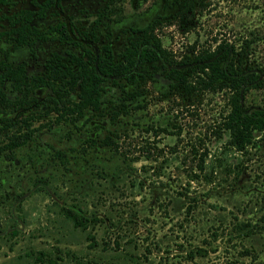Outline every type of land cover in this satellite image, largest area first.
<instances>
[{
	"label": "rangeland",
	"instance_id": "374dc122",
	"mask_svg": "<svg viewBox=\"0 0 264 264\" xmlns=\"http://www.w3.org/2000/svg\"><path fill=\"white\" fill-rule=\"evenodd\" d=\"M182 1H118L111 34L153 23L176 58L193 42L223 43L258 74L259 87L241 89L242 107L263 108L264 0H191L180 14ZM139 72L133 84L122 80L125 92L103 83L98 111L78 129L38 127L12 159L0 151V264H36L38 251L56 264H264V133L238 151L217 128L224 93L170 92L161 71ZM14 116L0 113V143ZM104 135L115 145L89 144ZM65 210L92 220L75 227Z\"/></svg>",
	"mask_w": 264,
	"mask_h": 264
},
{
	"label": "trees",
	"instance_id": "16d2710c",
	"mask_svg": "<svg viewBox=\"0 0 264 264\" xmlns=\"http://www.w3.org/2000/svg\"><path fill=\"white\" fill-rule=\"evenodd\" d=\"M180 5L178 11L180 14L193 10L191 0H184ZM151 28L147 26L144 32ZM150 41L152 48L147 45ZM195 45L193 42L189 46L190 54L176 58L161 45L156 35L152 38L145 35L144 39L131 41L122 53V59L116 62L112 61L108 48L104 55L95 56L92 49L84 50L83 57L72 55L70 61L75 63L76 69H72L70 65L64 68L55 67L41 82L54 95L51 97L53 102L49 108L43 112L34 111L32 115L20 117L17 127L6 133L1 141L0 151L12 159L13 150L25 145L38 127H50L64 121L74 124L83 116L85 110L97 111L100 106V83L104 77L123 75L127 81L133 82L135 75L130 71L131 67L141 66L145 61L157 58H161L167 64L181 66L167 72V76L175 81L172 86L174 90L193 95L221 91L226 95L228 109L220 118L217 128L219 131H226L229 144L242 151L246 145L253 143L255 133H264V107L247 111L240 102L242 88L260 86L258 74L242 69L239 65V53L233 54L223 43H217L213 48L203 46L199 48ZM16 76L24 79L22 72H18ZM24 95H27V91ZM122 113L126 112L122 110ZM48 114H51L49 121L30 128L33 121ZM112 118H115V114ZM101 145L112 146L115 143L112 137L107 135L101 140ZM53 155L62 165L67 161L60 151H54ZM199 168L201 169V166ZM64 213L75 227L85 228L92 220L75 211L65 210ZM89 239V246H92L93 238ZM34 262L56 264V258L38 251L34 256Z\"/></svg>",
	"mask_w": 264,
	"mask_h": 264
},
{
	"label": "flooded vegetation",
	"instance_id": "af4514ba",
	"mask_svg": "<svg viewBox=\"0 0 264 264\" xmlns=\"http://www.w3.org/2000/svg\"><path fill=\"white\" fill-rule=\"evenodd\" d=\"M118 1L121 0H0V113L15 112L16 116L19 115L8 119L2 125L4 128L13 125L15 129L20 117L32 115L42 105L45 106L43 111L49 108L54 95L41 82L55 67L70 65L76 69L75 63L70 61L72 55L83 57L86 49H92L95 56L104 55L108 48L112 61L116 62L122 59V53L131 41L144 39L145 35L148 38L156 35L153 23H146L144 27L132 24L120 26L115 34H111L109 26L121 21V17H112L113 10L120 8ZM147 26L152 28L144 32ZM147 45L153 47L151 41ZM146 64L153 71H161L168 90L175 91L172 87L175 81L167 76V72L181 66L167 64L161 58L147 60L141 66L133 65L130 69L135 75L133 82L127 81L123 75L104 77L100 88L108 82L125 92L122 80L127 84L135 83L141 76L139 69H143ZM18 72H22L24 79L16 76ZM40 90H46L45 94L40 98L35 97L34 94ZM25 91L27 95H24ZM23 111L26 113L21 114ZM113 114L110 121L114 119ZM76 122L72 124L64 121L58 124L68 123L78 129ZM36 126L30 125V128ZM105 136L100 139L91 138L89 144L104 146L101 140Z\"/></svg>",
	"mask_w": 264,
	"mask_h": 264
}]
</instances>
